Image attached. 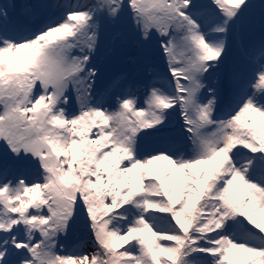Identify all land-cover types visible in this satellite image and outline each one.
<instances>
[{
	"label": "snow or ice",
	"instance_id": "1",
	"mask_svg": "<svg viewBox=\"0 0 264 264\" xmlns=\"http://www.w3.org/2000/svg\"><path fill=\"white\" fill-rule=\"evenodd\" d=\"M0 264H264V0H0Z\"/></svg>",
	"mask_w": 264,
	"mask_h": 264
}]
</instances>
